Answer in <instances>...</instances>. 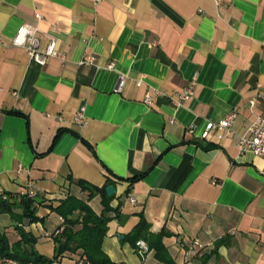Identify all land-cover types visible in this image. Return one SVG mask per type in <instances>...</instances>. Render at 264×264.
I'll use <instances>...</instances> for the list:
<instances>
[{"label":"crops","instance_id":"0c3cea01","mask_svg":"<svg viewBox=\"0 0 264 264\" xmlns=\"http://www.w3.org/2000/svg\"><path fill=\"white\" fill-rule=\"evenodd\" d=\"M24 23L38 26L41 47L54 39L65 60L39 64L14 46ZM86 53L93 61L78 63ZM186 87L193 94L179 100ZM262 89L264 0L219 9L213 0H0V199L15 215L0 211V235L54 257L64 199L104 209L82 179L115 188L106 194L119 216L109 212L101 239L115 264H264V157L240 151L236 134L200 136L231 109L232 129L245 132L262 112L249 105ZM80 107L83 125L74 122ZM24 189L36 192L35 219L23 213ZM141 218L147 230L135 236ZM137 239L150 243L144 256Z\"/></svg>","mask_w":264,"mask_h":264},{"label":"built area","instance_id":"2783aa9c","mask_svg":"<svg viewBox=\"0 0 264 264\" xmlns=\"http://www.w3.org/2000/svg\"><path fill=\"white\" fill-rule=\"evenodd\" d=\"M99 1V0H96ZM225 0H213L214 5L217 9H219ZM37 19L41 18L39 13L35 14ZM39 28L37 25L24 23L18 27L16 32L11 38V42L14 46L22 47L26 53L30 56L32 60L39 64H44L47 62L49 58L55 57L60 59L61 61L65 60V54L57 47V43L54 39H49L47 44L43 47L40 46L38 34ZM93 56L91 54H84L83 57L78 61L80 64L91 63L93 60ZM113 65L109 64L108 68H111ZM125 80V76L120 74L118 87L119 90L123 85ZM142 78L136 80V86H140L142 84ZM151 89V88H149ZM148 90L144 96V102L149 104L151 102V93ZM193 94V90L191 87H186L182 91L178 92L179 100H186ZM258 103L262 104V112L257 115L256 119L253 123L247 128V130L243 133H236L232 129V123L236 117L237 111L236 109H231L223 118L218 121H208L205 124L203 131L200 133V136L204 139L207 138L211 131H215L216 134L221 136H231L236 134L238 139V147L240 151H251L253 154L264 157V89L259 91L256 96L249 100V105L251 107L256 106ZM74 122L80 125L86 123V117L84 113V107H80L77 109L74 115ZM191 133L194 132V128L189 127ZM20 168V167H19ZM20 196L25 198L33 199L36 196V192L34 189H24L20 191ZM6 199L7 196L4 195L2 197ZM131 202L135 201V197L129 196ZM60 220L63 222V218L60 217ZM63 227L60 226L59 230ZM57 230L56 232H58ZM182 242V240H180ZM136 251L140 256H144L148 250L149 246L144 239H137L135 242ZM200 243L198 239H193L192 243L189 246H186V251L190 256L194 257L198 253V247ZM0 264H68L63 261L59 257H52L50 261L41 262V261H23L17 259L13 256L9 255H0ZM73 264H91L87 257L83 254L76 258ZM124 264V263H119Z\"/></svg>","mask_w":264,"mask_h":264},{"label":"trees","instance_id":"16d2710c","mask_svg":"<svg viewBox=\"0 0 264 264\" xmlns=\"http://www.w3.org/2000/svg\"><path fill=\"white\" fill-rule=\"evenodd\" d=\"M78 184L82 188H88L90 190L89 197L95 193L100 194L102 196L104 209L102 213L98 215L81 199L73 196L64 199L60 205L56 207L57 214L63 218V222L60 225H63V227L61 230H59L60 226L57 227L59 231L56 232V230L52 234L56 242L55 256L60 258L63 252H75L80 249L82 255L84 254L91 264H115L111 262L108 256L102 251L101 239H103L108 231L107 224L111 218L109 212H115V216H119V213L115 208L109 205L110 198H108L106 194L105 185L102 187L95 185L90 186L82 179L78 181ZM31 200V198L26 200L25 197H21L20 203L23 207V213L35 219V217H33L35 207ZM13 207V204L7 198L0 199V211L8 212L14 217ZM145 230H147V224L141 218L133 231L134 235L139 236ZM22 239L24 242L29 241L25 236H23ZM147 244L150 248V243L147 242ZM0 255L13 256L23 261L47 262L51 260V258L41 256V254H38L35 250L17 249V246L14 244L10 247L4 235H0Z\"/></svg>","mask_w":264,"mask_h":264},{"label":"water","instance_id":"95a60500","mask_svg":"<svg viewBox=\"0 0 264 264\" xmlns=\"http://www.w3.org/2000/svg\"><path fill=\"white\" fill-rule=\"evenodd\" d=\"M105 189H106L108 196H111L115 192L114 186L109 185V184L106 186ZM26 200H28V198H26Z\"/></svg>","mask_w":264,"mask_h":264}]
</instances>
